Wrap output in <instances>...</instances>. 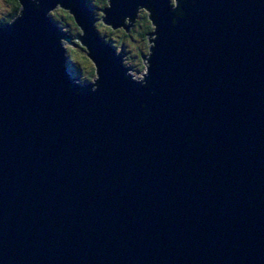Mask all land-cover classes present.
I'll list each match as a JSON object with an SVG mask.
<instances>
[{
	"label": "water",
	"instance_id": "95a60500",
	"mask_svg": "<svg viewBox=\"0 0 264 264\" xmlns=\"http://www.w3.org/2000/svg\"><path fill=\"white\" fill-rule=\"evenodd\" d=\"M85 1L19 0L0 26V264H264V0H180L175 25L168 0L99 19ZM141 7L147 86L94 26ZM60 36L93 81L70 80Z\"/></svg>",
	"mask_w": 264,
	"mask_h": 264
},
{
	"label": "trees",
	"instance_id": "16d2710c",
	"mask_svg": "<svg viewBox=\"0 0 264 264\" xmlns=\"http://www.w3.org/2000/svg\"><path fill=\"white\" fill-rule=\"evenodd\" d=\"M9 2L10 3H12L11 2V0H9ZM86 2V4L87 3H89V0H86L85 1ZM91 3V2H90ZM89 3V4H90ZM101 8H104V7H106L107 5H104L103 4V0H101ZM95 4L96 5H98L99 4V2H95ZM87 6H88V4H87ZM90 6V5H89ZM88 6V7H89ZM98 7V6H97ZM90 9H91V6L89 7ZM61 9V8H60ZM6 11H7V9H6ZM146 11V10H145ZM65 12L67 13V14H65ZM65 12H61V13H58V14H56V11L54 10L53 12H51L50 13V16L52 17V19H53V21L56 23V25L59 27V28H63L62 26H60V25H58V23L59 24H64L65 26H68V28H70V27H73V28H75V31H76V33H77V36L78 35H80L79 34V32H80V30H79V28L77 27V25H76V23L74 22V20H73V18H72V16L69 14V12L67 11V10H65ZM147 12V11H146ZM16 16V10H15V8L13 7V5L8 9V12H7V14L5 15V16H2V17H0V25H4V23L6 22V21H8L9 20V18H14ZM144 19V17H141L138 13H137V16H136V18H135V20H134V22L132 23V27H130V28H128L127 30H125L124 28H118L119 30H117V29H114V30H112V32H120V35L117 37V42H118V44H115V42H113L112 41V35H111V32H110V29L109 30H107L108 31V33L106 34L105 32V30H102L101 31V29L98 27V24H95L94 26H95V29L97 30V32H98V35L105 41V42H108V43H110L112 46H114V48H115V46H116V48H122V47H124V44L125 43H131V42H134V39L136 38V36L138 37V41H139V43H140V45H136L135 46V48H136V50H135V52L133 53V56H132V58L133 59H135V61H137V63H135L134 65H132V67H134L135 68V71H140V69H141V66H140V63H139V61H143V55H144V51H143V48L141 47V44H142V41H143V39H144V37L145 36H147V37H149V39L151 38L149 35H150V33L152 32V30H153V24H152V28L151 29H148L143 23H140L139 21H141V20H143ZM147 19L148 20H150L149 18H148V16H147ZM128 21L126 20L125 21V24L127 23ZM139 26H140V28L142 27V29L144 28V31H141L140 33L138 32V34H136L135 35V28L136 27H138L139 28ZM113 29V28H112ZM70 30H71V28H70ZM71 32H72V30H71ZM106 35H105V34ZM68 34H70L71 35V33H68ZM111 36V37H110ZM74 44H81L79 41L77 42V41H75V42H73ZM122 43H123V45H122ZM66 49H67V55L69 56V58H72L75 54H73V50L71 49V48H69V47H66ZM70 51H71V53H70ZM122 51V50H121ZM137 56H138V58H137ZM135 57V58H134ZM77 59H75V60H73V63L75 64V66H70L69 64H67L70 68H71V70H72V72L75 74V73H77V75L79 76V73H80V77H81V81L82 82H89L91 79L90 78H92V76H91V74L90 73H93V71L95 72V70H94V68H93V66L91 65V66H85V65H80V63L78 62V60L76 61ZM80 61H82V60H80ZM67 62V61H66ZM131 62V64H132V61H130ZM68 63V62H67ZM74 74H72V75H74Z\"/></svg>",
	"mask_w": 264,
	"mask_h": 264
},
{
	"label": "clouds",
	"instance_id": "9594fccd",
	"mask_svg": "<svg viewBox=\"0 0 264 264\" xmlns=\"http://www.w3.org/2000/svg\"><path fill=\"white\" fill-rule=\"evenodd\" d=\"M11 2L13 4V7L16 10V18H18L20 16L21 11H22L21 4H20L19 0H11ZM93 2H99V0H93ZM108 2H109V0H103V4L104 5H107ZM31 3L35 7H37V8L40 7V0H31ZM138 4L144 5L146 8L151 9L148 2L138 3ZM168 4L170 6V10L174 13L171 22H172L173 25H175L176 22H177L176 18L177 17H183L184 14H185V11H184L183 7H181L180 0H179V3L178 4L177 3H174L173 0H168ZM145 7H141V8L138 9V14L141 17H144V19L141 20V21H139V22L140 23H143L148 29H151L152 28V23H151L150 20L147 19L148 13L145 11ZM135 11H137V9H135ZM61 12H65V10L64 9H57L56 10V14L61 13ZM95 12H96V9L93 7V9H92V15H94ZM65 14H67V13L65 12ZM151 14H152V19L154 20V18H153L154 13L152 12V10H151ZM12 23H14V19L13 18H9V20L4 23V26L5 25H11ZM99 27L101 29H103L106 26L100 24ZM157 28H158V25H157V27L155 29L154 34H152L151 40H149V37L145 36L144 39H143V41H142L141 47L143 48V51L145 53H147L149 51V48L151 47L152 55H153V50L156 47V40L158 39V31H157ZM61 31H62V29H61ZM71 42H73V41L71 40ZM59 45L64 50H65V47H67L66 41L63 40L61 38V36L59 37ZM64 54H65V56L67 58V62H68V64L70 66H75V64L73 63V60H75V59H82L81 57L78 56V54L77 55H74L72 58H69V56L65 53V51H64ZM115 55H117V54L115 53ZM117 56H119V55H117ZM119 57H120V63L123 66V68L125 69V72H124L125 77L126 78H130L132 81L138 82L139 84H141L143 86H147L148 85V79H147V77H148L149 70H150V67L148 66L147 62L146 61H139L140 66L142 68V71L139 74L129 75V73H128V67L126 66V62H124L123 57H121V56H119ZM99 78H100V75H99V77H97L95 79V86L94 87L91 86V90L94 91V90H96L99 87V84H98ZM74 82L76 84H78V85H84V84H86L85 82H82L81 81L80 73H79L78 78L75 79ZM79 91H80V88H77L76 89V92L79 93ZM141 106L142 107L144 106L143 105V102H141Z\"/></svg>",
	"mask_w": 264,
	"mask_h": 264
},
{
	"label": "rangeland",
	"instance_id": "374dc122",
	"mask_svg": "<svg viewBox=\"0 0 264 264\" xmlns=\"http://www.w3.org/2000/svg\"><path fill=\"white\" fill-rule=\"evenodd\" d=\"M91 2V3H90ZM101 0H99V4L98 5H96L95 4V2H93V0H89V3H87L88 4V6L90 5L91 6V10L93 9V7L96 9V12H95V17H96V19H99V18H101V17H103V13H101L100 12V10H102L103 8H101ZM10 2H9V0H0V17H2L3 16V14H4V11L6 10V9H8L9 7H10ZM89 6V7H90ZM98 6V7H97ZM57 9H60V8H58V7H56L55 9H53V11L55 10H57ZM52 11V12H53ZM15 18V17H14ZM13 18V19H14ZM95 24H98V27H99V25L100 24H102V25H105L102 21H100V20H96V22H95ZM58 25H60V26H62L63 28H61L62 29V32L64 33V34H68V33H71V35L70 34H68L70 37H73V36H76L77 35V33H76V31H75V28H73V27H70L71 28V30H72V32H71V30H70V28H68V26H65L64 24H59L58 23ZM0 26H3V24L2 25H0ZM106 27H104L103 29H101L100 27V29H101V31L102 30H105L106 32V34L108 33V31L107 30H109L110 29V32H111V35H112V41L113 42H115V44H118V42H117V37L120 35V32H112V30H114V29H111L108 25H105ZM132 27V26H131ZM117 30H119V29H117ZM144 31V28L142 29V27L140 28V26H139V28L138 27H136L135 28V35L136 34H138V32L140 33L141 31ZM153 31V30H152ZM104 33V34H105ZM79 34H80V32H79ZM105 34V35H106ZM73 42H75V41H77L78 42V40H76V39H71ZM108 43V42H107ZM66 44H67V47H69V48H71L74 52H73V54H75V55H77L78 54V56L79 57H81L82 59H77L78 60V62L80 63V65H85V66H93V63L91 62V60L87 57V55H86V52H85V50H84V48H83V46L81 45V44H74V46H72V45H70V44H68L67 42H66ZM73 44V43H72ZM122 45H123V43H122ZM136 45H140V43H139V41H138V37L136 36V38L134 39V42H131V43H125L124 44V47H122V48H116V46H115V48H116V54L118 53V51L119 50H122V57H123V60H124V62H126V66L129 68V74L130 75H132V74H139L141 71H142V68L140 69V71H135V68L134 67H132V65H134L135 63H137V61H135V59H133L132 58V56H133V53L135 52V50H136V48H135V46ZM68 52H67V49H66V54H67ZM70 53H71V51H70ZM149 54V51L147 52V53H145L144 52V58H146V56ZM135 58V57H134ZM137 58H138V56H137ZM67 59V58H66ZM76 60V61H77ZM80 60H82V61H80ZM130 61H132V64H131V62ZM72 71V70H71ZM72 74H74L73 72H72ZM91 74V76H92V78H90L91 80L90 81H93V79H94V77H95V72L93 71V73H90ZM73 76H75V78L77 79L78 78V75H77V73H75Z\"/></svg>",
	"mask_w": 264,
	"mask_h": 264
},
{
	"label": "bare ground",
	"instance_id": "6f19581e",
	"mask_svg": "<svg viewBox=\"0 0 264 264\" xmlns=\"http://www.w3.org/2000/svg\"><path fill=\"white\" fill-rule=\"evenodd\" d=\"M134 22V21H133ZM118 28H121V27H118ZM118 28H115V29H118ZM71 43H73V42H71ZM108 44H110V43H108ZM73 45H74V43H73ZM68 64V63H67ZM69 68V67H68ZM69 71H70V80L74 83V84H76L74 81H75V76H73L72 75V71H71V68H69ZM130 70H129V68H128V72H129ZM130 75V74H129Z\"/></svg>",
	"mask_w": 264,
	"mask_h": 264
},
{
	"label": "flooded vegetation",
	"instance_id": "af4514ba",
	"mask_svg": "<svg viewBox=\"0 0 264 264\" xmlns=\"http://www.w3.org/2000/svg\"><path fill=\"white\" fill-rule=\"evenodd\" d=\"M12 5H13V4L11 3V4H10V7H11ZM10 7H9V8H10ZM9 8H8V9H9ZM8 9H7V11H6V10L4 11V14H3V16H5V15L7 14V12H8Z\"/></svg>",
	"mask_w": 264,
	"mask_h": 264
}]
</instances>
